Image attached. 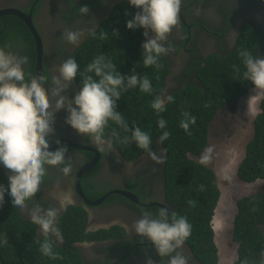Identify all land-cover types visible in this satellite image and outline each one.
Returning <instances> with one entry per match:
<instances>
[{
    "label": "trees",
    "instance_id": "16d2710c",
    "mask_svg": "<svg viewBox=\"0 0 264 264\" xmlns=\"http://www.w3.org/2000/svg\"><path fill=\"white\" fill-rule=\"evenodd\" d=\"M136 11L128 2H120L68 57L77 60L80 72H84L95 56L102 54L122 74L134 70L141 76L147 75L152 91L144 93L138 88L123 91L117 102V110L129 129L136 125L149 133V149H141L131 140L122 143V138L130 137L131 132L111 120L105 128V138L111 139L115 149L126 160L147 153L157 143L160 144L165 152L164 195L172 205L170 212L185 216L192 225L191 235L185 242L198 260L203 264H217L219 250L214 240L212 220L220 200V188L214 169L196 158L210 146L209 133L215 115L253 88L250 81L241 80L244 66L239 53L247 50L255 56L263 30L255 21L245 22L233 49L221 58L213 54L199 62L195 68L199 82L173 90L170 94L173 100L166 101V110L157 114L150 105L158 95L161 96L165 86L167 62L161 56L158 68L143 65L141 43L145 40L142 34L144 29L133 30L125 26ZM93 32L95 36L91 35ZM15 42L24 46V56L28 57L25 79L30 80L36 64L34 38L18 16L5 14L0 17V47L7 44L10 47ZM41 77L44 80L48 77L45 68ZM81 80L79 74L74 79L78 87ZM185 111L196 117V123L190 125L189 133L179 126ZM160 117L167 121L170 132L163 143L159 141L163 130L158 129L156 124ZM252 127V136L245 144L243 157L236 167V176L245 185L257 181H262V185L235 200L231 236L237 243V253H234L231 264H256L258 254L264 253V236L259 227L264 224V91L258 102V111L252 118ZM113 129L119 139L111 136ZM0 183L7 185L1 168ZM63 216L60 227L62 243L57 245L53 242V249L59 256L50 258L40 251L44 237H36L34 224L23 219L18 209L11 207L10 197L5 192L3 202H0V264H83L72 242L85 237V211L79 206L70 207Z\"/></svg>",
    "mask_w": 264,
    "mask_h": 264
},
{
    "label": "flooded vegetation",
    "instance_id": "af4514ba",
    "mask_svg": "<svg viewBox=\"0 0 264 264\" xmlns=\"http://www.w3.org/2000/svg\"><path fill=\"white\" fill-rule=\"evenodd\" d=\"M120 2L128 0H0V10L15 8L31 13L42 42V67L48 74L45 79L47 89L51 86V77L57 74L59 64ZM82 6L87 7V13H81ZM247 21L257 22L263 30L256 54L264 56V0H182L178 24L165 42L171 50L162 55L167 62V73L161 96H168L186 85L197 84V64L209 55L226 56ZM66 30H78L79 40L74 44L68 43L64 39ZM3 48L18 56L25 55L21 43H12L10 47L7 44ZM78 88L73 80L69 95ZM52 110L55 111L54 100ZM65 116L63 109L55 113L52 139L77 142L83 147L68 146L66 156L73 165L68 176L60 172L59 166H47L40 191L28 202V208L37 203L42 207L57 208L59 230L68 208L79 206L84 209L85 237L72 242L83 264H146L148 258L160 264L152 243L134 233L132 226L146 212L155 216L159 209L170 211L172 207L164 195L163 148L157 143L149 152L126 160L113 144L110 149L97 148L89 137L78 134L67 125ZM55 146L52 145L53 148ZM151 153H155V158ZM0 168L7 178L8 170L3 166ZM126 192H130L134 200L123 194ZM103 197L99 204L86 203V200L95 201ZM18 211L23 219L31 221L27 209ZM74 215L77 217L78 214ZM259 227L264 236V224ZM34 229L36 237H42L39 226L34 224ZM51 240L57 245L62 243V239L57 241L55 237ZM179 250L189 258L188 264H203L186 242ZM255 260L256 264H262L264 253H259ZM163 264H167L166 259Z\"/></svg>",
    "mask_w": 264,
    "mask_h": 264
},
{
    "label": "clouds",
    "instance_id": "9594fccd",
    "mask_svg": "<svg viewBox=\"0 0 264 264\" xmlns=\"http://www.w3.org/2000/svg\"><path fill=\"white\" fill-rule=\"evenodd\" d=\"M128 3L138 10L125 26L133 30L144 29L142 63L145 67L158 68L159 57L171 50L165 42L178 24L182 0H128ZM80 11L84 14L88 9L82 6ZM79 37L78 30H66L64 33L68 43H76ZM239 55L244 66L241 80H248L255 89L264 91V56H253L247 50H241ZM27 61V56H18L0 47V166L8 170L7 185L0 183V202L7 192L11 207L21 211L27 209L31 222L39 226L44 237L40 251L45 256L57 258L59 253L54 251L51 237L57 241L62 239L57 227L58 209L42 207L38 203L28 208V202L40 191L47 166H59L65 176L73 169L70 158L66 156L68 146L59 139H52L55 113L63 109L66 112L64 122L78 134L89 137L97 148L112 147L111 139L105 138V128L111 120L131 132L130 137L122 138V143L131 140L137 147L149 149V133L136 125L129 129L117 110V102L127 89L138 88L141 92L150 93L152 84L147 75L141 76L134 70L122 74L110 59L101 54L87 64L84 72H80L74 57H67L56 68L57 74L51 77V86L46 89L47 81L42 78L25 79L24 65ZM78 74L82 77L80 87L69 95L70 84ZM53 100L55 111L52 110ZM172 100L171 95H158L150 107L157 114L163 113L166 101ZM182 115L179 126L189 133L196 117L187 111ZM156 124L163 130L159 135V141L163 143L170 136L167 121L160 117ZM111 136L119 139L114 129ZM53 143L56 145L54 148L51 147ZM211 152V147L206 149V153ZM151 154L155 158V153ZM208 159L207 154L202 157L203 161ZM132 227L134 233L152 243L160 264L165 259L167 264H188L189 258L179 250L192 231V225L185 216L161 208L155 216L149 212L142 214ZM146 264L155 262L148 258Z\"/></svg>",
    "mask_w": 264,
    "mask_h": 264
},
{
    "label": "rangeland",
    "instance_id": "374dc122",
    "mask_svg": "<svg viewBox=\"0 0 264 264\" xmlns=\"http://www.w3.org/2000/svg\"><path fill=\"white\" fill-rule=\"evenodd\" d=\"M262 91L254 87L233 103L224 106L211 122L209 133L211 153L196 158L212 167L217 175L220 188V200L213 216L214 240L219 249L218 264H231L234 260L237 244L231 236L235 200L254 191L262 181L243 184L236 176V167L244 154L246 142L251 138L252 118L258 111V102ZM208 147V148H209Z\"/></svg>",
    "mask_w": 264,
    "mask_h": 264
},
{
    "label": "water",
    "instance_id": "95a60500",
    "mask_svg": "<svg viewBox=\"0 0 264 264\" xmlns=\"http://www.w3.org/2000/svg\"><path fill=\"white\" fill-rule=\"evenodd\" d=\"M5 14H13V15H16L18 16L19 18H21L24 23L26 24V26L28 27V29L30 30V32L32 33V36L34 38V41H35V48H36V64H35V69H34V72L32 74V77L30 78V80L33 78V77H37V78H41V75H42V42H41V38H40V35L38 34L33 22H32V17H31V13H25V12H22L18 9H15V8H5V9H1L0 10V15H5ZM63 144L67 145V146H71V147H78V148H82L83 145L77 143V142H68V141H65V140H60ZM52 145H55L54 143ZM51 145V147H52ZM77 184H78V181H77ZM80 193H81V190H80ZM125 196H127L128 198H130L131 200H134V197L133 195L130 193V192H126V193H123ZM104 199L103 198H100L98 200H95V201H88L86 200V203L89 204V205H95V204H99L101 203V201Z\"/></svg>",
    "mask_w": 264,
    "mask_h": 264
}]
</instances>
